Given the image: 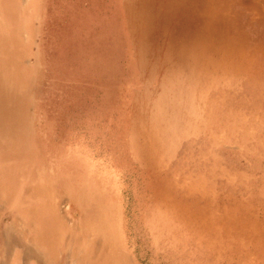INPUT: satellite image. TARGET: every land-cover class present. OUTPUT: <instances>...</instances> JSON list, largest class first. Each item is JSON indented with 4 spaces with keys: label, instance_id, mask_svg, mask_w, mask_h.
Instances as JSON below:
<instances>
[{
    "label": "rangeland",
    "instance_id": "obj_1",
    "mask_svg": "<svg viewBox=\"0 0 264 264\" xmlns=\"http://www.w3.org/2000/svg\"><path fill=\"white\" fill-rule=\"evenodd\" d=\"M0 264H264V0H0Z\"/></svg>",
    "mask_w": 264,
    "mask_h": 264
},
{
    "label": "crops",
    "instance_id": "obj_2",
    "mask_svg": "<svg viewBox=\"0 0 264 264\" xmlns=\"http://www.w3.org/2000/svg\"><path fill=\"white\" fill-rule=\"evenodd\" d=\"M55 214H56V216H59L60 215V212L55 213ZM52 216H53V214H52ZM56 216L55 217H51L52 218V222H50V223L47 220L46 223H44V224L47 225L45 227H43V223L42 222H41V224H39V231H41V236H39L40 238H38V239L36 238V230H37L36 228H35V230H34L33 233L31 232V234L33 236V240L34 241H37L40 244V246L43 249V251H45L46 253H48L47 255L50 257V259L48 261L50 263L57 262L56 253L60 250V248L65 247V245H63V239H62V237L59 236L58 234L54 235V234L51 233L53 231V229L55 231H58V232L59 231H63L61 229L59 230V227L61 226L60 222L56 225V222L58 221V217H56ZM33 220H35V219H33ZM54 220H55V222H53ZM27 225H29L30 228H33L34 226L36 227V224L35 223H32V222H27ZM56 226H57V228H54ZM61 228H62V226H61ZM63 229H65V231H67L68 230V227L67 228H63ZM45 232H47L48 234H50V237L52 236L51 237L52 239L50 240L49 245H47L46 244V241H45V238H46V235H47ZM6 244L7 243L5 241V245ZM45 252H44V254H45Z\"/></svg>",
    "mask_w": 264,
    "mask_h": 264
},
{
    "label": "bare ground",
    "instance_id": "obj_3",
    "mask_svg": "<svg viewBox=\"0 0 264 264\" xmlns=\"http://www.w3.org/2000/svg\"><path fill=\"white\" fill-rule=\"evenodd\" d=\"M42 222H43V220H42ZM46 223V222H45ZM50 223V222H49ZM45 225V224H44ZM44 225H43V227H44ZM50 225V224H49ZM49 228V227H48ZM46 230V229H45ZM48 230V229H47ZM51 232V231H50ZM45 233H47V232H45ZM52 233V232H51ZM48 235H50V234H48ZM47 235V236H48ZM52 237V236H51ZM51 239V238H50Z\"/></svg>",
    "mask_w": 264,
    "mask_h": 264
}]
</instances>
